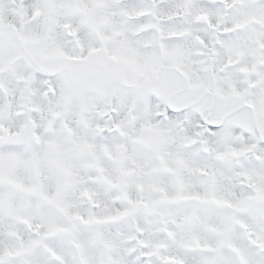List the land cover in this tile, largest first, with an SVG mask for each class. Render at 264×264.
<instances>
[{"label":"snow or ice","instance_id":"obj_1","mask_svg":"<svg viewBox=\"0 0 264 264\" xmlns=\"http://www.w3.org/2000/svg\"><path fill=\"white\" fill-rule=\"evenodd\" d=\"M0 264H264V0H0Z\"/></svg>","mask_w":264,"mask_h":264}]
</instances>
